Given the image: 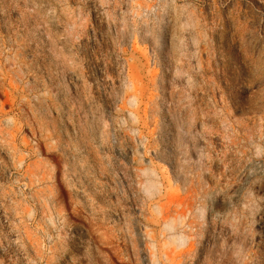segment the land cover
Here are the masks:
<instances>
[{"label": "rangeland", "instance_id": "rangeland-1", "mask_svg": "<svg viewBox=\"0 0 264 264\" xmlns=\"http://www.w3.org/2000/svg\"><path fill=\"white\" fill-rule=\"evenodd\" d=\"M0 264H264V0H0Z\"/></svg>", "mask_w": 264, "mask_h": 264}]
</instances>
